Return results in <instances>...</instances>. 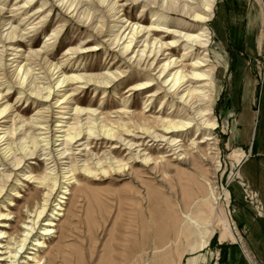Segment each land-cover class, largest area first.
I'll use <instances>...</instances> for the list:
<instances>
[{"label":"rangeland","instance_id":"374dc122","mask_svg":"<svg viewBox=\"0 0 264 264\" xmlns=\"http://www.w3.org/2000/svg\"><path fill=\"white\" fill-rule=\"evenodd\" d=\"M24 1L0 0V33H6L4 30L12 24L24 36L17 37L23 43H12L22 50L18 55L7 44L3 47L0 39V94L4 96L0 101V121H7L10 147L17 158L22 148L34 153L33 159L22 164L25 175L13 168L4 170L0 161V178L3 172L11 174L0 194V214L9 215L8 220L0 217V232H6L0 236V243L9 248L5 252L14 250V240L22 238L24 228L35 218L44 196L54 186L53 178L58 176L50 202L40 217L52 220L54 232L38 235L43 232L37 225L33 233L37 237L33 236L27 245L26 253L30 254L22 257L35 256L41 259L40 264H221L224 246L232 243L251 257L246 243L250 223L247 219L253 214L258 220L256 227L263 228L264 203L249 184L252 182L240 174V168L250 155L258 158L257 169L264 167V156H257L264 155V0H237L236 24L242 27L247 23L249 32L253 22L255 27L258 25L254 37L247 38L244 45L233 43L229 35L230 18L223 0L210 3V10L203 3L192 1L200 18L168 14V25L158 27L163 31H151V35L166 43L174 40L176 31L188 36L175 47L174 58L181 59L186 48L193 53L183 61L187 78L194 71L206 73L198 80L206 86V100L199 107L213 127L201 124L195 111L184 106L181 95L175 96L158 74L151 71L147 75L135 65L137 54L133 52L134 43H130L128 24L152 28L151 12L155 7L149 9L141 0H118L119 13L113 17L106 5L98 4L102 13L96 16H102L101 22L89 24L87 15L98 8L84 3L80 7L81 0H32L30 7L20 9ZM41 6L44 11L28 20ZM241 9L248 11L247 21ZM41 17L43 23L32 28L29 23ZM117 17L125 23H116ZM1 22L10 24L2 26ZM54 32L59 35L42 47ZM202 34L205 45L199 48L194 40ZM117 35L122 39L115 42ZM147 35L145 32L143 37ZM253 40L257 42L253 44ZM130 44L125 52L124 46ZM84 47V53L62 61L69 48ZM29 49L50 53V61L72 78L69 86L56 91V76L51 78L35 64H29L34 60H25ZM203 56L205 65L193 70L194 62ZM14 61L23 68L29 64L31 73L41 78L33 80L32 74L28 77L41 89L40 98L20 94L18 78L12 72ZM119 72L120 76L108 87H95L93 82L76 79H102L103 75ZM147 80L158 83L141 88ZM76 87L79 88L75 91ZM131 87L136 89L130 90ZM154 91L161 92L149 97ZM68 95L69 109L54 104L56 98L62 101ZM7 106L12 110L4 112ZM36 111L44 112L40 122L35 121ZM17 115L18 120L14 118ZM158 120L189 122L187 131L172 135L183 145L186 158V154L180 156L176 154L178 150L153 142L145 134L146 128L161 134L162 128L155 122ZM58 124H62L64 133H60ZM43 137H47L48 146ZM60 140L66 143L68 158L59 159L54 151ZM138 140L143 145L136 157L137 148L130 151L127 142ZM193 142L198 148L192 146ZM49 151L55 161L52 164L45 160ZM144 156L151 161L146 163ZM53 164L60 174L50 175ZM64 166L71 170L68 181L62 177ZM66 186L69 192L60 199L64 190L61 187ZM232 187H238L244 211L240 202L234 200ZM57 207L61 209H54ZM4 224L6 227H2ZM35 239L43 241L45 247L30 245L35 244ZM7 257L0 263L13 264ZM21 261L26 260L18 263Z\"/></svg>","mask_w":264,"mask_h":264},{"label":"bare ground","instance_id":"6f19581e","mask_svg":"<svg viewBox=\"0 0 264 264\" xmlns=\"http://www.w3.org/2000/svg\"><path fill=\"white\" fill-rule=\"evenodd\" d=\"M60 1V0H59ZM89 3L84 2L83 0L80 1V7H82V3H84L85 5H89L92 7L93 6L97 7L98 9H93L94 13L90 11V13L87 15L88 16V23L89 24H93L95 22H97L98 24L101 22V17L98 18V16H96L99 12V14H101L102 12L99 11L100 7L98 6V4H102L103 6L106 5V7H108L109 11H112L114 13L113 17L115 16V14L119 13L118 12V7H117V3L118 0H88ZM135 1V0H133ZM191 1V2H190ZM192 1H196V3H203L205 7H207L210 10V3H212L214 0H141V2H144V6H148L149 9L153 8L155 10H153L152 13V20L154 22H152V28L150 29H146L143 28L141 26H136V24H128V28L131 33V35L129 36L130 39V43H134L133 47H135L133 49L134 54H137V60L135 62V65L140 66L141 69H143L144 72L147 73V75L149 74V72H153L154 74H158L159 79L162 78V82L164 84H168L169 86H171V88L173 89L174 95L175 96H180L181 99H183V103L184 106H189L190 108H192V110L195 111V115L197 116L198 121H201V124H206V125H212L211 127H213V124L208 123L205 119H204V115L203 112L200 111V105L201 103H203L206 100V95L204 94V88L206 87L204 84H200L198 80L203 79V77L206 76V73L204 72H195L190 74V76H188L185 74L184 72V63L183 61H185L187 59V57L192 56L193 53H191V51H187V49H183L182 51V55H181V59L179 58H174V55L176 53V49L175 47H178V45H181L184 41L185 38L187 39L188 36L184 35L180 32H175L173 33V35L175 36L174 40L170 43H166L165 41H163L162 39H156L155 34L151 35V31H153L154 33L157 32H161L163 30H160L159 28H164V26L168 25V22L165 23V18L166 16H168V14H174V15H179L182 14L181 16L185 15H190L193 17H197L200 18L201 16L196 14L195 12V8L192 7ZM32 0H26L24 1L23 5L20 7V9H26L28 7H30L32 5ZM196 9H198V7H196ZM199 10V9H198ZM16 10H12V12H15ZM44 10L41 7H37L36 11H33L32 14L30 16H28V20L34 18L37 14H39L40 12H43ZM1 12H3V7L0 8V14ZM29 14V13H28ZM27 15V14H26ZM25 15V16H26ZM184 16V17H185ZM26 18H22L23 20ZM44 17L38 18V19H33L29 24L32 26V28L36 29L38 28L39 25H41L43 23ZM116 23H125L123 19H119V17L116 18ZM203 19L206 21L205 17H203ZM28 22V21H27ZM26 22V23H27ZM164 22V24L161 25V23ZM2 23V22H1ZM4 23V22H3ZM3 25H9L10 22H5ZM41 27V26H40ZM159 27V28H158ZM146 30V31H145ZM5 32L0 33V38L1 40H3V47H5L7 44V46H10L13 52H16V55H18V53H22V50H17L19 48V46L14 45L12 43H17V42H21L23 43L20 39H17V37L20 38H24L23 36V32L19 27H15L12 24L5 29ZM126 30H124L125 32ZM148 33L147 37H143V34L145 32ZM123 32V33H124ZM142 34V36H141ZM59 35V32H54L53 34H49L48 35V39L44 42V45L42 47L45 46V44H49L51 42V40L55 39L57 36ZM119 35H117L115 42L118 41L119 39H122L121 37L118 38ZM204 35H200L195 37V42L197 43V46L199 48L204 47L205 42H203V39H201ZM138 37L140 38L139 40ZM154 37V38H153ZM130 45L124 46V50L129 51L130 49ZM27 45L31 46V43H28ZM187 45V43L185 44V46ZM21 47V46H20ZM140 47H142V50H140ZM9 49V50H11ZM137 49V51L135 50ZM87 50V48H79V49H73V48H69L67 50V54L63 56L62 61L66 62L67 60H69L71 58V56H73V54H82ZM2 54H0V70L2 67L1 64V58L3 56H1ZM15 55V56H16ZM17 57H21V55L17 56ZM50 57H52V55L50 53H47L46 51H42L41 49L38 51H34L29 49L28 54H26V61H28V63L30 62V60H34L33 62L29 63V64H35L34 66H38L39 70H42V72L46 73V74H50V77L53 78L54 76H56V82L54 83L56 85L55 90L57 91L58 88L60 87H67L69 86L70 81L72 80V78L70 77H66L65 73H63L61 71V66H58L57 64H54L52 61H50ZM16 58V57H15ZM133 58V57H132ZM23 60H21L22 62ZM207 60L203 57L198 58L193 65V70L197 69L198 67H203L205 65V62ZM13 63H17L14 64ZM29 64H25L24 68L22 65H20L19 61H14L11 63L12 66V72L13 75L15 76V79L18 78V84L20 85V88L22 91H20V94L23 93H28L29 97H41V89L36 86H34V82L33 80H37V79H41L38 75H33L32 72V68H30L28 65ZM120 73H116V74H111V75H103L102 79H96L93 77H84V76H76V79H84L86 81H89L90 83L93 82L92 85H95V87H108L109 83H111L115 78H117L118 76H120ZM32 74L33 80H29L28 81V77L29 75ZM1 75V74H0ZM6 76V75H5ZM5 78V77H4ZM50 78V79H51ZM75 78H73L74 80ZM38 81V80H37ZM159 81V80H158ZM196 81V82H195ZM89 83V84H90ZM158 82H152V80H147L145 81V83H143L141 88H147L150 87L152 85H156ZM198 83L195 87L192 86V84ZM172 84V85H170ZM50 86L53 85L50 84ZM79 87H76L74 90L76 91ZM51 89V87H50ZM135 87H131L130 90H135ZM161 91H154L152 93H149L150 96L149 97H154L159 95ZM19 94V95H20ZM18 95V96H19ZM50 96V93L48 94V97ZM4 96H2L0 94V101L4 100L3 98ZM70 95H68V97H65L64 99H62V101H60L59 99L56 98L54 104H59L58 107H60L61 109H69L70 105L68 102L69 101ZM163 101V100H162ZM149 102V100L147 101ZM4 103V102H2ZM148 105H150V103H148L146 105V107H148ZM11 111L12 108L11 106H7L4 109V112H8ZM43 111H36V115H35V121L36 122H40L41 119L43 118ZM65 113V112H64ZM67 113V112H66ZM19 116H15L14 118L16 120H18ZM59 118V117H58ZM7 121H0V161L2 162L1 165L4 166V170L7 171L8 170H17L20 174L25 175V169H23V163L25 160L27 159H33L34 153H31L30 151H26L24 150V148H22L20 150V157L17 158L16 154H14L12 152V148L10 147V143H9V133L7 131ZM156 122V126L160 129L161 134L156 133L155 131H152V129L150 128H146L145 129V134H147V136L151 137V140L153 142H160L164 145H167L168 147L172 148V150H178L176 154L180 155V156H184L185 158L187 157V153L185 152V149L183 148V145L178 143L176 138H172V135L177 133V132H181V131H187V128L190 126L189 122H173L172 120H158L155 121ZM150 123V121H148V124ZM60 124V122H59ZM57 125L61 130L60 133H64L62 124L61 125ZM43 128V127H42ZM210 127H206V129H208ZM40 130V129H39ZM56 137H61V136H56ZM136 137L134 139H142V137L140 136H133ZM43 141L46 142L44 145L48 146V140L47 137H43ZM55 141H59V140H55ZM60 143H57L55 145L56 149L54 150L59 159H65L68 158L67 156V152L68 149H65L66 143L63 142V140H60ZM122 142H124L125 140H121ZM202 143V142H200ZM138 144V145H136ZM143 144H139V140L138 141H134L133 143L127 142V146L129 148L130 151H133L134 148H137V152H136V157L140 156V147ZM192 146H196L195 148H198L196 143L193 142ZM86 147V146H85ZM52 148V147H51ZM47 148H44V150H46ZM54 152V153H55ZM51 151L47 152V156L49 157L51 155ZM45 160L47 161H51L50 163H54L55 161L52 160L53 157H49ZM57 158V157H56ZM55 158V160H56ZM58 160V158H57ZM143 160L146 163H149L151 161V158H149L148 156H144ZM59 162V160L57 161ZM61 163V162H60ZM48 164V163H47ZM63 164V163H61ZM63 173H62V177L65 178L67 181L70 180L71 178V170H69V167L64 166L63 168ZM61 169V170H62ZM55 172H57V170H55V164H53L50 167V175L54 176ZM60 174V171L57 172ZM11 177V174L5 173L3 172L1 174V178H0V183H3L2 187L0 188V194L3 191V188L5 187L6 183L9 181V178ZM57 178L58 176L54 177V186L57 185ZM59 183V182H58ZM66 185H68L69 183H64ZM60 185V184H59ZM53 186V187H54ZM53 187L50 188V191H48V193L46 194V198H44V202L41 206V208H39V210L37 211L35 218L32 220V222L27 225L24 228L23 231V235L21 239L18 240H14V250L12 249L11 251L5 252L7 251L9 248L5 247L3 248V246L1 245L2 243H0V261L5 262L6 258L5 256H8L7 258H10L12 260L13 264H40L41 263V259H37L35 256H31L30 258L27 257L29 256L30 253H26V250H28L29 248H27V245L29 244V241L32 239L33 236L37 237V235H34L33 233L35 232V228L38 225V228L42 230L43 233H39L38 235H50L51 233H53V222L51 219H45V220H40V217L43 216L46 207H47V203L49 201V198L51 196V192L53 190ZM61 189H64L62 193V196H60V199H65L64 195L68 194V189L67 186L66 187H61ZM14 190V189H11ZM49 190V189H48ZM18 193V192H16ZM19 195V194H17ZM50 202V201H49ZM59 203H63L61 201H59ZM54 209H61V207H57ZM60 216L62 214H59ZM4 216V217H3ZM1 220H8L9 215H3L0 214ZM39 221H46V223L44 224H39ZM41 225V226H40ZM225 225H228L227 223H225ZM2 227H6V225L4 224ZM6 234V232H0V236ZM36 234V233H35ZM2 237H0V241H1ZM34 240V239H32ZM35 244H30L36 247H40L43 248L45 247V244L43 241L40 240H36L35 239ZM5 249V250H4ZM22 254H28L27 256L22 257ZM26 260V261H21L18 263L19 260ZM35 260H37L35 262ZM34 261V262H33ZM32 262V263H30ZM2 264V263H0Z\"/></svg>","mask_w":264,"mask_h":264},{"label":"crops","instance_id":"0c3cea01","mask_svg":"<svg viewBox=\"0 0 264 264\" xmlns=\"http://www.w3.org/2000/svg\"><path fill=\"white\" fill-rule=\"evenodd\" d=\"M224 5L227 6L226 9H228L229 18H230V29H229V35H231L232 41L235 44H245L247 38H253L254 34L257 32L258 25L255 27L254 22L251 27V32L247 30V23L246 25L243 24L242 27L236 24L238 12H237V0H223ZM226 2V3H225ZM248 8V7H247ZM250 9V8H249ZM248 9V10H249ZM241 12H244L243 9H241ZM248 11L244 12V19L247 16ZM247 21V19H245ZM244 22V20H243ZM258 22V19H257ZM258 24V23H257ZM257 42L253 40V44ZM264 138V132L263 136ZM257 156H264L262 154ZM258 158L256 156L250 155L247 156L243 162L242 167L240 168V174L247 179L248 181L252 182L249 183L252 185V187L257 190L263 200L264 203V167L257 169V163ZM264 166V157L261 161ZM254 181L256 183H254ZM261 183H258L260 182ZM234 192V200L237 201L240 205L243 204L241 201V194L238 189V187H232ZM243 211L245 208H243V205L240 207ZM250 223H247V226L249 227V232L246 236V243L248 250L251 254V257L248 255H244V253L237 247L234 246L233 243L224 246V256L222 257L221 264H264V227L263 228H257L256 225L258 224V220L255 219L253 214H249Z\"/></svg>","mask_w":264,"mask_h":264}]
</instances>
